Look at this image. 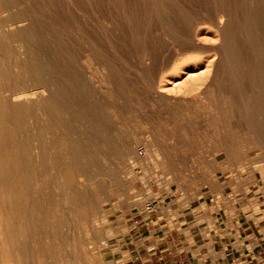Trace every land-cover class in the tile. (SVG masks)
<instances>
[{
    "label": "bare ground",
    "instance_id": "obj_1",
    "mask_svg": "<svg viewBox=\"0 0 264 264\" xmlns=\"http://www.w3.org/2000/svg\"><path fill=\"white\" fill-rule=\"evenodd\" d=\"M188 1L0 0V262L18 254L24 264L31 250L35 259L43 255L40 264H64L58 254L67 218L70 224L97 220L105 196L129 187L120 176L132 158L142 166L145 156L160 155L158 165L174 168L175 151L160 138L170 137L154 133L185 120L194 106L196 118L218 120V144L208 149L214 157L227 154L229 165L240 169L252 154L264 168V0H201L198 10ZM130 57L131 65L122 67ZM131 68L138 87L125 80ZM182 72L188 76L174 86L178 93L164 90ZM134 91L167 117L131 110ZM137 125L152 131L144 151ZM194 147L199 151L191 139L182 149ZM211 172L194 183L221 192L223 183ZM242 184L240 196L249 200L234 201L240 207L236 245L246 248L264 207ZM206 196L203 212L211 206L212 195ZM54 199L70 210L54 212ZM29 233L39 238L34 246ZM83 245L79 254H87ZM210 245L217 251V243Z\"/></svg>",
    "mask_w": 264,
    "mask_h": 264
},
{
    "label": "rangeland",
    "instance_id": "obj_2",
    "mask_svg": "<svg viewBox=\"0 0 264 264\" xmlns=\"http://www.w3.org/2000/svg\"><path fill=\"white\" fill-rule=\"evenodd\" d=\"M194 1H192V6L197 7L196 10L203 7L198 5L202 3L201 0ZM188 2L186 0V3ZM212 37L215 38V36ZM212 40L209 41L214 42V39ZM162 54L159 58L165 57ZM132 58H126L128 62L121 60V66L124 68L130 66L133 62ZM126 63L130 65H126ZM203 69L205 67L195 71L199 72ZM124 73L125 70L121 75ZM124 76H126L125 80L132 81L133 85L138 87L133 68L129 75L125 73ZM187 76L188 74L182 72L176 78L171 79L169 84L167 82L168 85L164 90H170V92L172 90L174 94L178 93V90H174V86ZM135 92L140 95V91L127 94L128 100L131 102H127V104L131 110L138 109V114L151 119H155L156 116H153L155 113L163 112L161 114L167 115L160 107L157 109L159 110L157 113L155 108L158 106L155 108L150 106L146 97H141L143 100L139 101L134 95ZM193 106L191 105V107ZM196 108L194 106L192 111L197 114ZM187 111L191 112L189 105ZM193 112L191 115L187 114L191 117L194 115L192 121L189 120V116L184 115L185 120L173 123L168 127L159 125V130L154 133L161 134L164 131L170 137V139H166L160 136L163 141H168L169 147L175 151L177 163L174 168L163 169L158 165V158H163L160 155L143 156L146 162L142 166L137 165V161L133 162L132 158L131 166H128L120 176L122 180H127L129 187L124 186L122 195L115 192L105 196L102 205L104 210L96 217L97 220H91L92 217L89 216L86 218L85 224L81 220L70 224V220L67 218L64 223L67 235H65V243L62 244L63 251L58 254L60 262L64 264H98L96 261L99 258L105 264H147L149 262L171 264L182 259L186 264H264V218H260L257 223V228L254 230L256 235L253 234L244 239L248 246L246 248L237 246L238 236L236 235L235 220L240 207L237 202H234L236 199H242L248 205L249 199L240 196L244 191L239 189L242 183H238L241 181L238 179L241 177L243 181H249L245 183L246 185L242 184L243 187H247L248 196L256 198L259 209L264 207V168H259L262 161H256L255 156L249 154L251 157L244 164L246 166L242 165L238 169L234 165H229L230 160L233 159L231 156L217 152V156L214 157L212 151H208V149L214 148L218 144V120L215 119L216 124L212 125L213 122L208 124L204 117L196 118L198 114ZM150 115L152 116L150 117ZM163 115H161L162 119H164ZM154 122L156 123V121ZM135 128L139 133L137 145L140 146V150L144 151L148 146L147 139L151 136L152 131L144 130L140 125ZM213 134L217 137H214ZM191 139L195 140V145L198 148H202L201 151L200 149L197 151L196 147L182 149L185 141ZM109 161L112 165L116 164L112 157ZM134 164L135 166L132 167ZM207 170H212L211 178L213 180L219 184L223 183L221 192L213 190L210 183L201 181L200 186L196 182L194 183V180H199L203 176V171ZM208 177L210 176L208 175ZM50 189L54 197L60 196L58 187L52 185ZM207 193L212 195L211 198L209 197L211 206L206 207L207 210L203 212L201 205L207 199ZM147 200L159 203L158 214L143 213ZM54 202L53 205H50L54 212H60V208L70 210V205L65 200L54 199ZM89 220L90 222H87ZM68 224L73 227L72 232L66 229ZM97 225L102 227L98 228ZM241 234H243L242 228ZM26 237L32 246L39 239L31 233ZM57 240L59 241V239ZM82 242H84V253L87 254H79ZM212 242L217 243V251L211 247L210 243ZM107 245L109 246L107 247ZM11 258V260L2 261L0 264H20L18 254ZM40 260H43V255L37 256L35 259L29 250L23 262L24 264H40Z\"/></svg>",
    "mask_w": 264,
    "mask_h": 264
},
{
    "label": "built area",
    "instance_id": "obj_3",
    "mask_svg": "<svg viewBox=\"0 0 264 264\" xmlns=\"http://www.w3.org/2000/svg\"><path fill=\"white\" fill-rule=\"evenodd\" d=\"M159 210H160V205L158 202L154 200H147L145 202L143 213L147 215H156L159 213ZM171 264H186V263L184 259H182V260L175 261L174 263H171Z\"/></svg>",
    "mask_w": 264,
    "mask_h": 264
},
{
    "label": "crops",
    "instance_id": "obj_4",
    "mask_svg": "<svg viewBox=\"0 0 264 264\" xmlns=\"http://www.w3.org/2000/svg\"><path fill=\"white\" fill-rule=\"evenodd\" d=\"M184 261H185V260H184ZM185 263H186V262H185ZM147 264H156V263H155V262H152V263L149 262V263H147Z\"/></svg>",
    "mask_w": 264,
    "mask_h": 264
}]
</instances>
